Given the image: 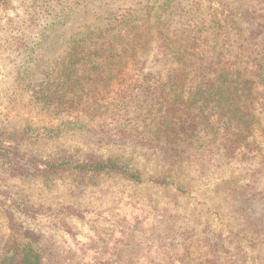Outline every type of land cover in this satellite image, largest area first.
Listing matches in <instances>:
<instances>
[{"label": "rangeland", "instance_id": "rangeland-1", "mask_svg": "<svg viewBox=\"0 0 264 264\" xmlns=\"http://www.w3.org/2000/svg\"><path fill=\"white\" fill-rule=\"evenodd\" d=\"M68 1L0 0L4 144L26 157L43 160L81 159L86 154L120 157L131 161L146 182L137 185L104 178L93 185L86 177L65 172L47 179L27 158H0V264H23L26 259L33 264H264L263 98L254 94L249 98L252 110L243 101L244 114L256 119L251 133L238 138L247 139L235 152H222L216 142L199 151L192 142L190 150L182 146L177 151V142L166 143L159 133V117L154 114L146 123L138 118L142 127L132 142L110 138L105 130L112 126L107 127V122L99 131L104 134L64 131L55 137L11 139V134L26 129H55L77 114L78 105L69 102V86L62 76L74 43L70 40H76L84 25L98 15L111 17L127 10L138 15L152 12L151 18L170 38L149 36L144 57L117 60L106 78L84 85L91 100L103 106L101 114L110 119L111 113L124 107L123 100L122 106L118 103L121 92L143 86L158 90L171 114L182 109L187 119L185 137L198 134L209 139L225 132L229 116H221L214 100L200 113L190 115L187 110L193 96L212 91L208 75L217 74H208L203 65L206 43L212 40L209 0H113L105 4L100 0L95 15L77 14L54 32L46 29L52 23L50 8L65 7ZM166 1L171 2L169 7H164ZM219 1L232 14L217 39L216 67H226L233 77L232 69L244 71L253 58L264 62V0ZM56 7L64 14L71 12ZM72 8V12L78 9ZM167 42L179 51L177 58L165 49ZM94 117V121L86 120L91 127L104 120L102 115ZM241 132H246L244 126ZM150 177L172 184L158 187L148 182ZM16 199L35 211L17 210ZM12 212L15 222L10 220Z\"/></svg>", "mask_w": 264, "mask_h": 264}, {"label": "trees", "instance_id": "trees-1", "mask_svg": "<svg viewBox=\"0 0 264 264\" xmlns=\"http://www.w3.org/2000/svg\"><path fill=\"white\" fill-rule=\"evenodd\" d=\"M100 0H69L68 5L62 7V4L56 6L64 9H71V12L65 13L61 8L53 5L50 8L52 23L46 25V29L51 32L57 30L60 26H65L74 16L82 14L83 16L95 15L97 8L95 7ZM113 0H104V4ZM211 8L208 9L207 16L208 30L212 37L211 42L206 43L204 51V70L216 72L211 76L212 91L207 95H195L190 99L192 106L188 105V113H195L203 110L204 105L209 106L208 102L214 100L213 105L221 110V116L228 117L225 124V132L219 137L203 139V136L194 134L192 137H185L187 119L181 113L182 109L177 110V114L170 113V107H165L160 99L158 90L153 88H145L138 86L136 89L128 88L121 92L123 94L118 103L120 106L124 104L123 109L111 113L110 119L105 117V114L100 112L103 106L94 103L88 91L84 89V85L94 84L106 78L110 70L114 69L117 60L133 59L139 60L144 57L148 51L149 36H161V38H170L163 33L161 24L155 23L151 18L154 16L152 12L139 13L132 10L124 11L123 14H114L111 17H101L98 15L95 20H91V24L84 25V31L75 39H71L73 43L67 55V60L63 64L62 76L66 77V84L69 86L71 97L69 102L77 103L79 110L72 119L61 121L55 129L36 128L35 130L26 129L19 134H11V139L14 141H23L39 135L55 137L64 131H92L101 133L104 130L106 122L112 129L106 128L110 138L120 141H134L138 131H141L142 124L138 122V118L146 123L147 118L154 114L159 117L160 123L156 126L164 137L165 142H177V151H180L182 146L190 150V145L193 142L196 149L209 146L210 142H216L219 149L226 153V150L235 152L241 148V142L247 139L241 138L246 133H251L252 120L256 116L249 117L248 113L242 111V108L248 104L252 110V103H249V98L254 94L257 99H264V62L253 58L248 67L244 71L240 69H232L230 71L233 77L227 73L226 67H216L217 59L220 55L217 39L223 33V23H228L231 20V11L228 10L219 0H209ZM76 5L78 8L72 12V7ZM164 7H169L171 2H164ZM153 6H156L153 4ZM161 7V5H160ZM166 8H163V10ZM163 12V11H161ZM139 16V17H138ZM155 32V34H153ZM162 47V45H161ZM165 49L170 51L177 58L179 51L172 49L171 45L165 43ZM218 52V55H217ZM187 58L179 59L180 62H185ZM202 66V63H200ZM110 69V70H109ZM244 74V79L242 75ZM75 76V77H74ZM249 87V89H248ZM157 92V93H156ZM204 92V91H203ZM242 99V100H241ZM123 100V104H120ZM178 100V99H177ZM241 100V101H240ZM240 101V102H239ZM243 101L246 103L243 105ZM264 112V103L261 105ZM181 107H186L183 104ZM102 115L104 120H99L92 127L86 123V120H95V115ZM133 114V117L130 116ZM180 114V115H179ZM145 116L144 118H140ZM264 117V115H263ZM244 126L246 132H241V127ZM190 129V128H189ZM264 131V129H263ZM104 134V133H101ZM203 139V140H202ZM179 141H184L183 144H178ZM202 141L203 143H200ZM208 142V143H205ZM236 144V145H235ZM249 147V145H247ZM251 148V147H250ZM253 151V150H251ZM249 151V152H251ZM246 155V154H245ZM246 157H249L247 155ZM0 158L24 159L27 158L30 166L34 170L44 175L47 179L50 177H60L63 172L72 174L77 177H86L93 185H98L102 179H117L133 184L142 185L146 182L140 170L132 166L131 161H125L120 157L108 156L102 157L94 154H86L81 159L72 157H64L60 159H41L36 156L23 155L16 148L8 147L4 144L3 133L0 131ZM148 182L154 183L158 187H168L172 181L159 178H148ZM25 201L16 199L15 208L22 213H30L35 210L30 207ZM18 211V212H19ZM11 222H15L14 213H10ZM23 264H33L30 259L23 261Z\"/></svg>", "mask_w": 264, "mask_h": 264}]
</instances>
